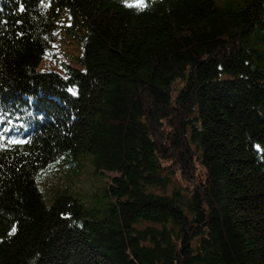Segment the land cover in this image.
<instances>
[{
	"label": "trees",
	"instance_id": "16d2710c",
	"mask_svg": "<svg viewBox=\"0 0 264 264\" xmlns=\"http://www.w3.org/2000/svg\"><path fill=\"white\" fill-rule=\"evenodd\" d=\"M147 3L0 0V264H264V0ZM63 153L103 214L45 203Z\"/></svg>",
	"mask_w": 264,
	"mask_h": 264
},
{
	"label": "rangeland",
	"instance_id": "374dc122",
	"mask_svg": "<svg viewBox=\"0 0 264 264\" xmlns=\"http://www.w3.org/2000/svg\"><path fill=\"white\" fill-rule=\"evenodd\" d=\"M220 6L232 7L243 4L245 0H215ZM63 50L68 55L76 56V45L59 44L54 54L58 55ZM57 58V57H56ZM45 64L55 69H61L59 60L47 57ZM112 173L95 169L90 154L71 157L67 153L59 155L48 162L36 173L37 185L47 205H51L58 194L69 193L87 208L98 210L103 214L109 205L110 197L107 186ZM173 186L168 187V192ZM160 191V190H159Z\"/></svg>",
	"mask_w": 264,
	"mask_h": 264
},
{
	"label": "snow or ice",
	"instance_id": "6c2138e0",
	"mask_svg": "<svg viewBox=\"0 0 264 264\" xmlns=\"http://www.w3.org/2000/svg\"><path fill=\"white\" fill-rule=\"evenodd\" d=\"M122 3L126 4L128 7H137V8H140V9L148 7L147 0H134V3H129V0H122ZM12 130H13L12 128H7V127L5 129H3V130H0V137L6 136ZM16 131H18V129H16ZM9 142L10 143L19 144V143H24L25 141L11 139ZM0 147H2V145H0ZM15 232H16V228L13 227L12 228V233L14 234Z\"/></svg>",
	"mask_w": 264,
	"mask_h": 264
}]
</instances>
